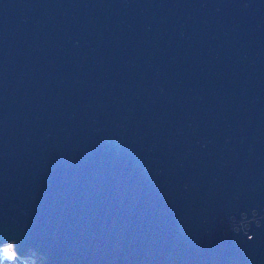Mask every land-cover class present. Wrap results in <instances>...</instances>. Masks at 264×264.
<instances>
[{"label": "water", "instance_id": "obj_1", "mask_svg": "<svg viewBox=\"0 0 264 264\" xmlns=\"http://www.w3.org/2000/svg\"><path fill=\"white\" fill-rule=\"evenodd\" d=\"M7 239L41 264H264V0H0Z\"/></svg>", "mask_w": 264, "mask_h": 264}, {"label": "clouds", "instance_id": "obj_2", "mask_svg": "<svg viewBox=\"0 0 264 264\" xmlns=\"http://www.w3.org/2000/svg\"><path fill=\"white\" fill-rule=\"evenodd\" d=\"M241 216L243 217V213H241ZM234 223H235V227H234L235 231H247L248 224L243 218L240 221ZM11 241H15V247H14V251L16 253L15 258L9 255L7 252H4L2 247L3 245H6ZM29 259L33 261V264H41L42 258L33 249H28L23 254H21L17 250V242L15 239H7L5 242L0 243V264H26V262Z\"/></svg>", "mask_w": 264, "mask_h": 264}, {"label": "rangeland", "instance_id": "obj_3", "mask_svg": "<svg viewBox=\"0 0 264 264\" xmlns=\"http://www.w3.org/2000/svg\"><path fill=\"white\" fill-rule=\"evenodd\" d=\"M31 261V259H29L26 263H29Z\"/></svg>", "mask_w": 264, "mask_h": 264}]
</instances>
